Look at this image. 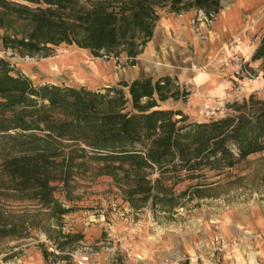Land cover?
<instances>
[{
	"label": "trees",
	"instance_id": "16d2710c",
	"mask_svg": "<svg viewBox=\"0 0 264 264\" xmlns=\"http://www.w3.org/2000/svg\"><path fill=\"white\" fill-rule=\"evenodd\" d=\"M165 5L173 12L199 8L211 17L219 2L0 0V45L44 56L76 45L94 56L125 52L134 64ZM263 57L264 31L251 58ZM57 77V83L34 84L0 56V240L43 230L54 248L43 250L46 264L49 256L72 264L69 249L83 238L63 229L61 218L73 207L55 194L58 187L69 192L76 176H109L133 205L150 200L170 208L180 198L173 187L183 179L232 168L264 151V99L253 94L230 103L224 116L197 121L179 107L159 104L180 95L171 76L95 89ZM8 199L34 201L39 208L9 210L3 205ZM42 210L47 220L39 217Z\"/></svg>",
	"mask_w": 264,
	"mask_h": 264
},
{
	"label": "rangeland",
	"instance_id": "374dc122",
	"mask_svg": "<svg viewBox=\"0 0 264 264\" xmlns=\"http://www.w3.org/2000/svg\"><path fill=\"white\" fill-rule=\"evenodd\" d=\"M222 1L229 4L236 0ZM248 8L252 11L247 19L251 31L248 41L252 46L264 31V0L252 3ZM168 11L166 5L158 9L159 14ZM188 11H194L192 23L196 33L202 35L198 25L202 21L206 24L210 17L199 8L192 7ZM203 14L207 20L202 18ZM0 56L7 58L34 84L57 83V76L61 75L95 89L129 80L138 70L136 58L134 64H130L125 52L118 57L94 56L89 49L76 45L56 48L47 56L20 55L16 50L0 45ZM241 56L252 76L233 73L241 82L230 78L232 90L239 94L238 102L244 98V92L247 96L253 94L254 98L264 99V57L252 60L248 52H241ZM230 111L227 105L220 115ZM203 114L211 116L204 111ZM200 182L204 186L196 188ZM173 190L180 198L174 206L165 208L160 201L153 204L150 200L144 205L135 201L138 205H133L122 196L112 178L105 175H78L67 193L58 187L56 196L73 207L61 218L63 229L80 231L83 235L69 249L72 264H189V261L201 264L190 257L200 255L197 254L199 242L216 235L211 227L216 219H220V223L226 222V233L221 231L225 235L230 233V224L260 226L264 220V151L248 155L232 168L220 172L205 171L199 179L185 178ZM183 190L186 192L181 194ZM3 205L9 210L31 213L39 208L37 203L29 200L8 199ZM38 215L47 220L44 210ZM50 224L54 226L55 223L50 220ZM45 249L54 248L52 239L41 229H33L24 238H5L0 240V264H46ZM146 251L152 252L150 257L143 255ZM228 251L227 248L220 252L228 255ZM154 253L163 256L156 258ZM82 256L87 258L83 260ZM47 262L67 264L60 256L56 259L49 256ZM258 263L264 264L259 260Z\"/></svg>",
	"mask_w": 264,
	"mask_h": 264
},
{
	"label": "crops",
	"instance_id": "0c3cea01",
	"mask_svg": "<svg viewBox=\"0 0 264 264\" xmlns=\"http://www.w3.org/2000/svg\"><path fill=\"white\" fill-rule=\"evenodd\" d=\"M259 1L263 0H236L229 4L218 0V10L206 24L202 21L198 25L202 35L194 29V11H168L159 14L150 39L136 56L139 71L129 80L151 77L155 81L162 76H171L175 78L180 95L177 98L159 100L161 106L179 107L190 119L197 121L224 116L220 112L230 103L238 102L239 97V94L229 88L228 80L233 78L241 82L229 66L224 65L225 58L230 55L227 45L231 40L237 39L236 47L239 51L246 54L248 52L250 56L253 54L258 41L252 46L248 41L251 31L247 19L252 12L248 7ZM246 96L247 93L244 92V97ZM205 103L214 111L210 117L203 114L202 107ZM221 223L220 219H216L211 224L213 234L225 236L230 241V251L228 255L214 251L212 237L203 240L198 244L201 246L197 253L201 255L198 260L201 264H259L258 260L264 262V220L260 226L230 224V233L226 235L222 233H226V222ZM151 254L152 252L146 251L143 255L150 257ZM154 254L157 258L158 253ZM162 256L159 254L158 258ZM188 263L195 264L191 261Z\"/></svg>",
	"mask_w": 264,
	"mask_h": 264
},
{
	"label": "built area",
	"instance_id": "2783aa9c",
	"mask_svg": "<svg viewBox=\"0 0 264 264\" xmlns=\"http://www.w3.org/2000/svg\"><path fill=\"white\" fill-rule=\"evenodd\" d=\"M202 18L204 20H207V17L204 14H203ZM236 42H237V39H233L228 43L227 46L230 49V55L225 58L224 65L229 66L232 73L241 74V75L246 76V77H251L252 76L251 69L245 67L244 61L242 60L240 53H239V50L236 47ZM228 85L230 86L229 88L232 89L233 83H232L231 79L228 80ZM203 111L207 115H211L214 112L208 103H205L203 105ZM229 243H230V241H228L223 236L215 235L213 237V244H214L213 250L214 251H225V250H227ZM86 258H87V256L81 257V259H83V260H85ZM190 259L197 262L198 260L201 259V255H196V256L190 257Z\"/></svg>",
	"mask_w": 264,
	"mask_h": 264
},
{
	"label": "bare ground",
	"instance_id": "6f19581e",
	"mask_svg": "<svg viewBox=\"0 0 264 264\" xmlns=\"http://www.w3.org/2000/svg\"><path fill=\"white\" fill-rule=\"evenodd\" d=\"M139 71V70H138ZM137 75V74H136Z\"/></svg>",
	"mask_w": 264,
	"mask_h": 264
}]
</instances>
